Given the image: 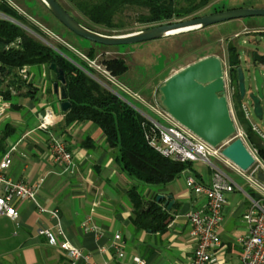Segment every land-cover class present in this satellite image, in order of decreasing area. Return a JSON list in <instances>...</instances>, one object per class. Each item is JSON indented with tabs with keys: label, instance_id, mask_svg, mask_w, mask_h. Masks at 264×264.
<instances>
[{
	"label": "crops",
	"instance_id": "obj_1",
	"mask_svg": "<svg viewBox=\"0 0 264 264\" xmlns=\"http://www.w3.org/2000/svg\"><path fill=\"white\" fill-rule=\"evenodd\" d=\"M14 1L7 2L19 10V4ZM61 40L77 53L69 42ZM25 76L33 91L30 96L19 97V113H11L8 103L0 98L6 105L0 122L8 121L19 129L14 139L5 140L6 148L15 147L8 175L37 186V192L34 199L16 204V220L0 216V264H128L132 256L142 258L147 264H188L195 241L189 234L186 214L202 207L205 199L188 192L184 180L188 175L208 180L210 169L198 162L166 185L137 183L122 171L98 126L88 121L63 125L65 116L60 109L61 101L53 92L55 76L48 67L26 68ZM112 79L121 92L122 89L132 92L117 78ZM25 91L21 89L18 93ZM151 93L147 95L149 99ZM137 95L141 104H150L147 97ZM43 117L51 118L46 130L39 128ZM50 136L66 140L72 154L69 166L53 162L48 151ZM221 165L240 179L236 183L224 172L244 192L234 190L227 197L219 228L226 249L222 250L217 264H238L239 248L235 241L247 233L242 215L248 207L244 193H250V189L236 169ZM132 187L141 191L146 204L155 202L158 194L172 201L170 209H165L171 219L164 232L131 227L133 208L127 192ZM162 204L163 201L158 205L163 208ZM38 230L49 231L57 243L68 242L79 249L83 257L72 263L58 247L48 243L47 237L39 235ZM115 234L120 235L123 244L125 258L121 261L116 259L111 248Z\"/></svg>",
	"mask_w": 264,
	"mask_h": 264
},
{
	"label": "trees",
	"instance_id": "obj_2",
	"mask_svg": "<svg viewBox=\"0 0 264 264\" xmlns=\"http://www.w3.org/2000/svg\"><path fill=\"white\" fill-rule=\"evenodd\" d=\"M67 1L89 24L113 30L122 28L120 16L128 8L144 11L137 19L139 23L156 26L191 16L214 0ZM0 15L15 22L0 17V98L8 103L11 113H19V97L24 94L30 96L33 91L32 84L21 77L20 71L56 64L65 74L66 100L70 103L68 112L64 114L63 125L88 121L98 126L113 149L122 171L129 177L140 184L163 186L190 167V163H179L162 157L148 145L144 137L145 125H142L147 122L130 104L101 87L91 77L94 71L86 62L64 47L56 51L34 39L24 26L38 33L37 29L28 25L26 19L6 0H0ZM227 53L228 74L231 83H234L238 53L231 45ZM86 57L90 61L94 59L92 48ZM100 64L112 78L123 75L127 70L125 62L116 57L104 59ZM21 89H25V93H18ZM241 103L239 96H233L235 118L244 130L248 144L264 164V143L243 117ZM18 131L10 122H0V156L6 149L5 140L14 139ZM127 195L133 208L130 218L132 228L152 232L166 230L171 219L166 208H161L154 201L146 204L137 187L130 188Z\"/></svg>",
	"mask_w": 264,
	"mask_h": 264
},
{
	"label": "built area",
	"instance_id": "obj_3",
	"mask_svg": "<svg viewBox=\"0 0 264 264\" xmlns=\"http://www.w3.org/2000/svg\"><path fill=\"white\" fill-rule=\"evenodd\" d=\"M104 72L109 75L105 70ZM25 69L20 71V75L25 78ZM110 76V75H109ZM111 77V76H110ZM112 78V77H111ZM224 83L227 103L233 120L235 132L230 141L240 139L253 156L257 167L264 170V164L258 159L256 151L249 148L244 130L238 124L234 109L232 92L229 89V80L224 71ZM122 92L130 99L139 101L136 93L122 89ZM121 100L130 104L145 120L144 137L148 145L162 157L179 163H202L207 166L211 173L208 180L194 175H188L185 180V188L195 196H202L205 204L200 208H193L186 214V220L190 229V236L194 239L192 257L188 264H217L222 255V250L226 249L219 235V228L224 219L228 195L239 190L234 182L224 173V171L213 163L225 164L233 169L247 183L250 193H244L248 200V207L242 215V222L246 227V235L236 239L235 245L239 248L238 264H264V186L252 178V171L248 174L240 171L237 167L226 160L221 151L225 146L213 148L197 138L194 134L177 124L158 105L149 106L155 118L136 109L128 100L115 94ZM249 103L243 101L240 110L243 117L248 121L251 129L258 135L264 143V133L251 122L252 112L249 110ZM6 105L0 99V116L4 115ZM51 118L40 119L39 128L46 130ZM15 147L9 146L0 156V216L16 220L18 211L16 204L20 201L32 200L35 198L37 186L28 185L22 179H13L8 175V170L12 165V154ZM48 151L54 163L69 166L72 161V154L68 150L66 140L61 136H50L48 139ZM87 229L86 224L83 225ZM38 234L47 237L51 246L58 247L66 257L72 262H76L83 257L81 251L68 242L57 243L47 230H38ZM111 248L117 260H124L125 254L123 244L119 234L112 238ZM222 259V258H221ZM128 264H147L142 258L132 256Z\"/></svg>",
	"mask_w": 264,
	"mask_h": 264
},
{
	"label": "rangeland",
	"instance_id": "obj_4",
	"mask_svg": "<svg viewBox=\"0 0 264 264\" xmlns=\"http://www.w3.org/2000/svg\"><path fill=\"white\" fill-rule=\"evenodd\" d=\"M11 1L13 2L14 0ZM56 1L68 11L72 17L76 18L82 26L99 34L122 36L154 27L146 26L137 21L138 17L144 13L143 10L128 8L120 16L123 23L122 28L108 30L89 24L85 18L77 13L67 0ZM14 2L19 4L18 6L20 8L17 10L14 7V9L26 19L28 25L36 28L38 31V33H36L28 28V26H24L29 35L53 50L59 51L60 47L66 48L69 52L88 64L94 71V75H91V77L98 82L101 87L113 94H119L121 97L128 100L136 109L143 111L153 118H155V115L151 112L150 107L144 106L139 101L130 99L117 88L118 83L116 84V82L104 72L100 64L102 60L115 57L122 59L127 66V70L123 75L117 77L118 82L126 84L132 92H136L144 98L152 92L150 95L151 98L149 99V97H147V99H149V106H153L158 105L156 102L158 98V87L165 79L184 67L205 57L215 56L225 60L227 46L231 45L236 48L240 57V66H242L244 70L246 96L254 91L250 71H246L244 62L250 58V55H248V57L246 56L250 51L264 52V17H249L231 20L209 26L205 29L192 30L134 45L102 46L86 41L65 29L52 16L40 0H15ZM212 8L218 10L223 8H264V0H214L193 15L180 20L174 19L172 23L201 17L203 14L215 11L212 10ZM0 17H2V15H0ZM59 37L66 40L77 49V53L72 50L73 48L68 47ZM90 48L94 50L95 56L91 61L86 57ZM79 52L82 53V55L79 54ZM260 72L264 78V70L260 69ZM243 101H247V98ZM261 104L264 108V101ZM248 106L251 111V105L249 104ZM250 118L251 122L264 133V117L262 120H259L252 114ZM228 143L229 142H226L222 144V146H226ZM247 145L251 148L248 142ZM212 161L219 168L224 170L233 181L239 183L240 179L238 177L226 170L220 163H216L214 159H212ZM257 166V163H254V165L246 171V174L253 171ZM14 255L15 254H12V256Z\"/></svg>",
	"mask_w": 264,
	"mask_h": 264
},
{
	"label": "water",
	"instance_id": "obj_5",
	"mask_svg": "<svg viewBox=\"0 0 264 264\" xmlns=\"http://www.w3.org/2000/svg\"><path fill=\"white\" fill-rule=\"evenodd\" d=\"M52 16L74 35L102 46H127L147 41L174 36L180 33L249 17H264V8H237L225 10L185 21L157 25L142 31L122 36H108L89 30L78 23L56 0H40ZM4 19H11L2 16ZM14 22V21H12ZM15 23V22H14ZM188 28L179 33L170 32ZM253 60L258 61L261 67L252 69L250 77L254 91L246 96L244 70L236 68L237 85L241 101L247 98L255 118L264 117V78L260 69L264 70V58L254 52ZM48 69L55 76L53 92L60 102L62 113H67L70 103L66 100V79L64 72L56 65L50 64ZM158 106L166 112L177 124L194 134L197 138L216 148L229 142L234 135L235 128L227 103L224 83V66L222 61L215 57H205L183 69L175 72L158 87ZM222 156L240 171L246 172L254 165V158L240 139L230 141L221 151ZM252 178L264 186V170L256 167L252 171ZM168 211L172 201L158 194L155 203L160 204Z\"/></svg>",
	"mask_w": 264,
	"mask_h": 264
},
{
	"label": "flooded vegetation",
	"instance_id": "obj_6",
	"mask_svg": "<svg viewBox=\"0 0 264 264\" xmlns=\"http://www.w3.org/2000/svg\"><path fill=\"white\" fill-rule=\"evenodd\" d=\"M230 9H236V8H227V9H225V8H223V9H221V10H218V9H216V8H212V10H215V11H212V12H208V13H206V14H203V15H201V16H205V15H208V14H213V13H217V12H221V11H225V10H230ZM205 29V28H204ZM229 46H227V48H228ZM258 55H259V57H261V59H263L264 58V52L263 53H260V52H258V51H255ZM253 51H250L246 56L248 57V55H250V58L249 59H247V61H245L244 63V65H245V67H246V70H247V68H252L253 70L254 69H256V68H259V67H261V64H259L258 63V61H254L253 60ZM228 53H227V49H226V59L225 60H222V59H220L221 61H222V63H223V66H224V71L226 72V75H227V78H228V80H229V89H230V91L232 92V98H233V96H235V95H237V96H239V92H238V85H237V74H236V80H234V83H231V81H230V76H229V65H228V55H227ZM238 64H237V67L238 66H240V57H239V55H238ZM236 67V68H237ZM242 67V66H241ZM243 68V67H242ZM233 82V81H232ZM244 83H245V80H244ZM243 102V101H242Z\"/></svg>",
	"mask_w": 264,
	"mask_h": 264
},
{
	"label": "bare ground",
	"instance_id": "obj_7",
	"mask_svg": "<svg viewBox=\"0 0 264 264\" xmlns=\"http://www.w3.org/2000/svg\"><path fill=\"white\" fill-rule=\"evenodd\" d=\"M188 28H182V29H177V30H173L171 31L170 33L173 34V33H179V32H182V31H187Z\"/></svg>",
	"mask_w": 264,
	"mask_h": 264
}]
</instances>
